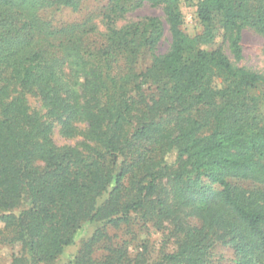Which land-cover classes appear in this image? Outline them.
<instances>
[{
  "label": "trees",
  "instance_id": "trees-1",
  "mask_svg": "<svg viewBox=\"0 0 264 264\" xmlns=\"http://www.w3.org/2000/svg\"><path fill=\"white\" fill-rule=\"evenodd\" d=\"M179 1L108 0L110 26L96 32L42 17L79 0H0V246L20 247L6 264H55L86 223L131 236L137 226L165 228L185 209L201 226H178L176 250L154 264H216L213 236L232 247L234 264H264V94H253L264 78L234 66L221 47L238 62L242 29L264 36V0H197L204 30L194 43L212 42L214 15L223 30L210 51L186 43ZM144 3L162 7L171 34L164 54L154 53L160 21L114 26ZM143 51L151 63L136 73ZM217 77L222 87L212 86ZM145 87L166 102L160 119L136 115ZM26 91L62 118L64 133L85 124L82 146L57 145ZM105 226L82 243L77 264H95L98 250L100 264H149L129 251L133 236L112 241Z\"/></svg>",
  "mask_w": 264,
  "mask_h": 264
},
{
  "label": "rangeland",
  "instance_id": "rangeland-1",
  "mask_svg": "<svg viewBox=\"0 0 264 264\" xmlns=\"http://www.w3.org/2000/svg\"><path fill=\"white\" fill-rule=\"evenodd\" d=\"M196 2L197 0H180L176 5L177 12L180 15V30L186 40L187 44H192L194 48L200 50L210 51L211 49L217 48L222 44L223 41V30L219 23L220 19L217 15L212 17L211 28L213 29V40L210 43L203 45H197L194 43L197 36L202 35L204 25L200 23L196 15ZM107 4L108 0H79L78 5L75 8L72 7H61L49 8L47 11L42 13L47 21H51L54 25L60 24H86L96 29V32L106 31L110 24L107 22ZM151 19L160 21L163 27V35L159 39L154 53L164 54L168 52L171 45V34L169 26L164 21V14L161 6H152L149 4H142L140 6H131L126 13L121 17L116 18L114 26L117 28L126 27L133 24H141L140 26L148 24ZM242 41L241 46V59L236 62L234 60L231 49L227 43H224L222 47L223 53L229 58L231 63L236 66L248 70L253 73H258L264 78V36L256 33L254 30L249 28H243L241 31ZM151 63V53L141 52L137 56V61L134 64L136 73L148 68ZM212 86L222 87L221 79L219 77L214 78ZM19 93L17 89L13 92V95ZM264 94V85H261L253 94ZM27 106L31 113H36L40 116L47 124L52 127L53 140L59 145H68L81 147L85 142L83 133L80 130L86 128L85 124L77 123L74 126L78 128V132L72 134H66L63 132L62 118L48 117L47 111L42 107L39 97L34 91H26L24 94ZM166 102L161 95L156 92L153 88H144V95L141 98V102L138 105L137 116L146 112V116L152 119H160L159 108L165 106ZM261 110L264 112V102L261 104ZM144 116V115H143ZM162 118H166L163 114ZM175 154L171 153L167 156V162L171 163L174 161ZM231 184L238 185L240 188L249 190L253 189L255 185L252 182L231 180ZM169 186L166 187L168 192ZM262 188V187H258ZM264 189V188H262ZM107 196V195H106ZM104 196L100 202L106 199ZM99 202V203H100ZM104 222H93L86 223L77 232L75 242L73 245L68 246L64 249L63 253L58 257L55 264H77L74 261V257L79 251L82 243L88 240L97 230L104 229ZM165 228H156L151 225H145V227L137 226L133 228V234H125L126 230H118L105 226L106 232L112 237V241H117L120 238H131V246L129 251L131 253H145L149 259V264L156 263L161 256L166 253H171L177 248V238L175 234L178 231V226H201L195 217L190 215V211L185 209L179 213L177 220L163 222ZM213 243L212 252L214 254V261L216 264H234L235 257L232 247L228 244H224L220 240H217L216 236L210 237L209 239ZM209 241V242H210ZM19 245H1L0 246V264H6L12 254L19 252ZM103 252L98 250L92 256L95 260V264H100Z\"/></svg>",
  "mask_w": 264,
  "mask_h": 264
}]
</instances>
